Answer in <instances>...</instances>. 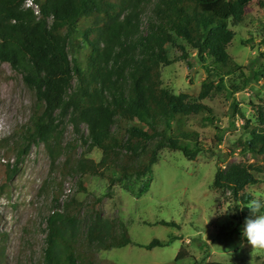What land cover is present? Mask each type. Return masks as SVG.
Here are the masks:
<instances>
[{
	"label": "trees",
	"instance_id": "1",
	"mask_svg": "<svg viewBox=\"0 0 264 264\" xmlns=\"http://www.w3.org/2000/svg\"><path fill=\"white\" fill-rule=\"evenodd\" d=\"M25 1L0 0V63L21 74L35 97L30 121L17 129L18 147L26 154L43 144L53 165L65 156L64 175L104 177L110 188L123 184L139 198L151 181L136 191L126 182L151 175L165 149L194 161L207 144L190 128V117L215 125L206 101L227 92L236 102L235 95L250 82L246 68L229 53L236 35L231 23L240 25L247 9L255 3L263 8L264 0H36L40 16L25 9ZM169 47L177 48L189 66L194 54L208 75L197 98L164 87L162 69L173 63ZM259 76L264 79V72ZM253 107L257 124L233 104L234 116L245 121V136L232 153L264 156V105ZM69 124L86 147L78 159L77 144H64ZM215 143L221 145L222 138ZM93 149L102 151L101 161L88 157ZM17 172L0 173V196ZM256 172L252 165L233 163L216 172L212 186L249 204L251 196L241 193L260 182ZM79 186L87 192L81 179ZM60 198L56 195L46 218L39 264H117L97 255L134 243L124 222L105 219L101 199L87 208L74 198L59 205ZM173 240L138 246L152 250ZM183 258L180 250L175 263ZM0 264H5L1 250Z\"/></svg>",
	"mask_w": 264,
	"mask_h": 264
},
{
	"label": "rangeland",
	"instance_id": "2",
	"mask_svg": "<svg viewBox=\"0 0 264 264\" xmlns=\"http://www.w3.org/2000/svg\"><path fill=\"white\" fill-rule=\"evenodd\" d=\"M231 28L236 35L229 53L246 68L245 75L250 78L247 89L235 95L236 102L227 92L206 101L213 110L215 125L201 123L202 116L190 117L189 126L202 135L206 151L190 161L180 151L163 150L151 175L126 182L136 191L151 181L149 190L139 198L123 184L110 188L111 181L104 177L64 175L65 156L53 165L43 144H34L22 154L17 129L30 121L35 97L21 74L9 64L0 63V173L4 175L5 168L18 169L0 196V250L5 264H39L42 260L46 218L54 210L56 195L61 196L59 205L74 198L86 203L87 208L101 199L102 216L127 226L134 243L102 250L98 260L117 264L264 263V250H254L242 236L246 221L252 218L247 207L253 200L264 202V156L245 155L239 150L232 153L245 136V121L239 114L234 116L233 104L253 124H257L253 106L264 105V79L259 76L264 72V7L252 4L244 21L238 26L231 23ZM85 52L86 49L80 52L81 60ZM169 53L173 63L162 69L164 87L177 95L186 93L197 98L208 77L204 68L194 54L189 66L177 48L169 47ZM233 80L241 81L239 77ZM216 137L222 138L221 145L215 143ZM70 142L77 144L74 159L86 152L80 135L69 124L65 126L64 144ZM102 156L99 149L88 155L97 162ZM233 163L252 165L260 171L255 173L260 182L241 193L251 196L249 204L212 186L216 172ZM80 179L87 192L81 191ZM171 238L173 242L165 247L147 250L138 246L154 239L168 242ZM180 250L184 258L175 263Z\"/></svg>",
	"mask_w": 264,
	"mask_h": 264
},
{
	"label": "clouds",
	"instance_id": "3",
	"mask_svg": "<svg viewBox=\"0 0 264 264\" xmlns=\"http://www.w3.org/2000/svg\"><path fill=\"white\" fill-rule=\"evenodd\" d=\"M247 208L251 210L252 218L246 221L242 236L254 250H264V202L253 200Z\"/></svg>",
	"mask_w": 264,
	"mask_h": 264
},
{
	"label": "built area",
	"instance_id": "4",
	"mask_svg": "<svg viewBox=\"0 0 264 264\" xmlns=\"http://www.w3.org/2000/svg\"><path fill=\"white\" fill-rule=\"evenodd\" d=\"M24 7L25 9L31 10L36 16L41 15V9L36 0H26Z\"/></svg>",
	"mask_w": 264,
	"mask_h": 264
}]
</instances>
